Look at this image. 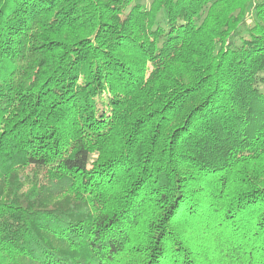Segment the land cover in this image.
Masks as SVG:
<instances>
[{"label": "trees", "instance_id": "trees-1", "mask_svg": "<svg viewBox=\"0 0 264 264\" xmlns=\"http://www.w3.org/2000/svg\"><path fill=\"white\" fill-rule=\"evenodd\" d=\"M0 264H264V0H0Z\"/></svg>", "mask_w": 264, "mask_h": 264}, {"label": "rangeland", "instance_id": "rangeland-1", "mask_svg": "<svg viewBox=\"0 0 264 264\" xmlns=\"http://www.w3.org/2000/svg\"><path fill=\"white\" fill-rule=\"evenodd\" d=\"M140 3L145 4L146 6H148L151 2V0H138Z\"/></svg>", "mask_w": 264, "mask_h": 264}]
</instances>
